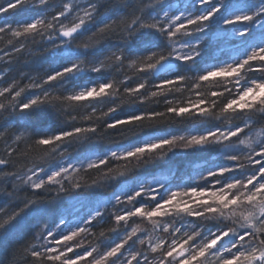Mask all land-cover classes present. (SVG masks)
I'll return each mask as SVG.
<instances>
[{
	"label": "snow or ice",
	"instance_id": "1",
	"mask_svg": "<svg viewBox=\"0 0 264 264\" xmlns=\"http://www.w3.org/2000/svg\"><path fill=\"white\" fill-rule=\"evenodd\" d=\"M0 264H264V0L0 3Z\"/></svg>",
	"mask_w": 264,
	"mask_h": 264
},
{
	"label": "trees",
	"instance_id": "2",
	"mask_svg": "<svg viewBox=\"0 0 264 264\" xmlns=\"http://www.w3.org/2000/svg\"><path fill=\"white\" fill-rule=\"evenodd\" d=\"M4 2V0H0V3H3Z\"/></svg>",
	"mask_w": 264,
	"mask_h": 264
}]
</instances>
